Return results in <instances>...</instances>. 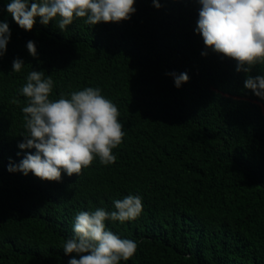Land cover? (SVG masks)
I'll use <instances>...</instances> for the list:
<instances>
[{
    "label": "trees",
    "instance_id": "16d2710c",
    "mask_svg": "<svg viewBox=\"0 0 264 264\" xmlns=\"http://www.w3.org/2000/svg\"><path fill=\"white\" fill-rule=\"evenodd\" d=\"M10 2L0 0L11 30L0 57V264H68L79 258L63 250L77 212L115 210L127 195L142 198L141 214L105 221L137 244L120 264H264V99L245 88L249 73L234 59L205 46L198 0L159 8L136 0L129 20L77 18L66 30L37 17L31 31L6 10ZM17 57L25 65L11 72ZM33 70L52 77L50 100L99 87L118 107L125 136L115 163L97 157L59 182L8 170L36 151L18 147L27 134L21 89ZM183 72L189 80L178 88L168 73ZM250 74L264 75V65Z\"/></svg>",
    "mask_w": 264,
    "mask_h": 264
},
{
    "label": "clouds",
    "instance_id": "9594fccd",
    "mask_svg": "<svg viewBox=\"0 0 264 264\" xmlns=\"http://www.w3.org/2000/svg\"><path fill=\"white\" fill-rule=\"evenodd\" d=\"M136 0H11L6 10L17 24L31 31L40 18L47 25L53 19L66 30L77 18H85L88 25L100 22H121L131 19L137 10ZM161 7L160 0H153ZM201 7L195 31L213 52L237 62L236 71L249 73L244 86L264 99V75L252 76L254 66L264 65V0H198ZM11 30L0 20V57L7 51ZM29 53L38 55L34 41L27 42ZM207 55V52L203 53ZM25 62L17 57L12 71L19 73ZM176 87L189 80L183 73H168ZM53 80L44 71L33 70L21 92L27 98L23 107L27 134L20 142L26 152L19 163H10V172H31L45 181H61L62 171L68 176L81 174L95 158L103 165L115 163L113 149L121 144L125 132L119 121L118 107L99 87H86L68 94L60 93L58 100H50ZM19 155V153H18ZM114 209L96 208L79 211L75 215L73 234L63 243L65 254L76 253L68 264H120L136 252L137 244L121 238L106 227L105 221L125 222L136 219L143 210L139 195H127L113 201Z\"/></svg>",
    "mask_w": 264,
    "mask_h": 264
}]
</instances>
